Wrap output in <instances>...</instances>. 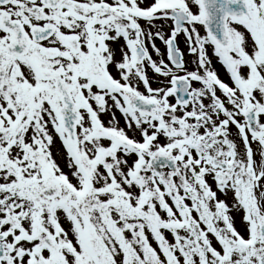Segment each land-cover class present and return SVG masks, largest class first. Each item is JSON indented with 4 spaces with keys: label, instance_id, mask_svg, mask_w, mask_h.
I'll return each instance as SVG.
<instances>
[{
    "label": "snow or ice",
    "instance_id": "snow-or-ice-1",
    "mask_svg": "<svg viewBox=\"0 0 264 264\" xmlns=\"http://www.w3.org/2000/svg\"><path fill=\"white\" fill-rule=\"evenodd\" d=\"M0 264H264V0H0Z\"/></svg>",
    "mask_w": 264,
    "mask_h": 264
},
{
    "label": "flooded vegetation",
    "instance_id": "flooded-vegetation-1",
    "mask_svg": "<svg viewBox=\"0 0 264 264\" xmlns=\"http://www.w3.org/2000/svg\"><path fill=\"white\" fill-rule=\"evenodd\" d=\"M164 31H165V33H167V32H168V29L165 28ZM201 33L203 34V29H202V28H201ZM184 39H185V38H184V36H183L182 34L179 35V36L177 37V42H178L179 46H180L182 49H184V48L186 47V46H185V43H184ZM155 43H156V46H157L158 48H160L161 52H165V45H164L159 39H157V40L155 41ZM150 51H151V48H150ZM209 52H210V54H211V49L209 50ZM153 58H154V59L157 58L154 52H153ZM217 68H218V71L220 72L221 78L224 79V80H227V76H226V74L224 73V70H223L222 68H220V66H219L218 64H217ZM149 75H150V77L152 76L151 71H149ZM153 86H156V85H155V82H153ZM116 115H117L118 118L120 117V113H119V112H117ZM102 119H104L105 121H107V117H102ZM120 123H121V126L124 125V121H123V119L120 120ZM56 143H57V145L59 146V144H60L59 140H57ZM65 170L67 171V169H65ZM237 227H238V228L240 227V224H239V220H238V219H237ZM166 235L168 236V239H169V240L172 239V237H171L170 234H167V233H166ZM150 240H151V237H150ZM152 243H153V246L155 247V246H156L155 241H152Z\"/></svg>",
    "mask_w": 264,
    "mask_h": 264
}]
</instances>
